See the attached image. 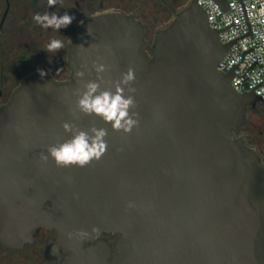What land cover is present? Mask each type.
<instances>
[{"label":"water","instance_id":"obj_1","mask_svg":"<svg viewBox=\"0 0 264 264\" xmlns=\"http://www.w3.org/2000/svg\"><path fill=\"white\" fill-rule=\"evenodd\" d=\"M147 33L119 12L93 17L70 45L71 81L32 74L0 105V243L20 248L46 227L71 249L69 264H264V158L236 133L264 100L219 70L230 45L198 0L157 32L152 58ZM94 62L108 66L101 89L113 92L134 69L131 133L76 110ZM65 122L107 130L99 161L55 166L47 150L71 138Z\"/></svg>","mask_w":264,"mask_h":264},{"label":"flooded vegetation","instance_id":"obj_2","mask_svg":"<svg viewBox=\"0 0 264 264\" xmlns=\"http://www.w3.org/2000/svg\"><path fill=\"white\" fill-rule=\"evenodd\" d=\"M192 0H57L54 7L48 0H0V22L9 6L5 25L0 35V105L9 102L24 80L42 70L56 83L72 80L69 65L70 45L76 41L81 25L96 16L119 12L147 26L144 51L152 58V48L157 32L167 27L177 12ZM187 5V6H188ZM186 6V7H187ZM67 12L75 17L72 23L56 30L38 25L33 16L37 13ZM61 40L64 47L57 52H47V45ZM247 124L237 130L250 134L248 143L258 148L261 142L255 131L262 124L264 104L256 106ZM114 243L115 235L105 234ZM89 244L85 243L84 246ZM71 249L58 238L56 229L40 227L34 239L20 248H10L0 243V264H69Z\"/></svg>","mask_w":264,"mask_h":264},{"label":"clouds","instance_id":"obj_3","mask_svg":"<svg viewBox=\"0 0 264 264\" xmlns=\"http://www.w3.org/2000/svg\"><path fill=\"white\" fill-rule=\"evenodd\" d=\"M56 4L57 0H48L50 8ZM74 19L75 17L67 12L63 15H57L55 12H45L43 15L37 13L33 16V20L41 27L54 28L56 30L68 27ZM89 33L91 34L92 32L89 31ZM259 39L264 40V33L259 34ZM63 47V41L53 39L47 45L46 51L57 52ZM93 68L97 73V78L95 81L89 80L85 82L82 92L79 89L77 90L76 110L84 115H94L105 123H110L113 131H122L125 134L131 133L132 129L139 125V114L135 111H130L135 109L137 104L133 95H125V88H127L129 93H135L136 91L131 86L136 78L134 69L129 68L126 73L122 74L121 79L113 82L115 89L113 92L109 89H101V83L104 82V77L101 74L108 70V66L94 62ZM39 71L42 77L46 75L44 71ZM76 75L83 79L85 73L80 71ZM62 127L65 132L72 134L71 138L57 145H51L47 150L56 167H86L92 164L93 161H99L106 153L108 144L105 138L108 132L105 128L92 126L85 131L67 122ZM40 159L46 163L49 156L41 153ZM93 231L97 230L93 229ZM72 235V233H69V238H72ZM76 235L84 237L88 233L79 232Z\"/></svg>","mask_w":264,"mask_h":264},{"label":"built area","instance_id":"obj_4","mask_svg":"<svg viewBox=\"0 0 264 264\" xmlns=\"http://www.w3.org/2000/svg\"><path fill=\"white\" fill-rule=\"evenodd\" d=\"M226 9L217 0H198L208 21L220 31L229 50L218 65L233 72L232 85L238 92L254 91L264 100V0H227Z\"/></svg>","mask_w":264,"mask_h":264},{"label":"rangeland","instance_id":"obj_5","mask_svg":"<svg viewBox=\"0 0 264 264\" xmlns=\"http://www.w3.org/2000/svg\"><path fill=\"white\" fill-rule=\"evenodd\" d=\"M188 5V3L187 4H185V7ZM261 121H262V124H261V126L258 128V130L257 131H255V133H254V136H256L261 142L259 143V146H258V150H259V152H260V154L263 156V158H264V112H263V117H262V119H261ZM241 132H243V131H238V133H241ZM251 143V142H250ZM249 143V144H250ZM251 145V144H250Z\"/></svg>","mask_w":264,"mask_h":264}]
</instances>
